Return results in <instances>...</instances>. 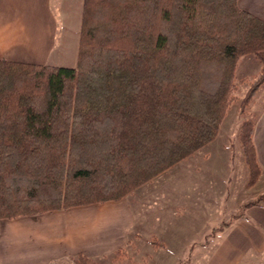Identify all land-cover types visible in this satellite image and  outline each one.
Masks as SVG:
<instances>
[{"label":"trees","instance_id":"16d2710c","mask_svg":"<svg viewBox=\"0 0 264 264\" xmlns=\"http://www.w3.org/2000/svg\"><path fill=\"white\" fill-rule=\"evenodd\" d=\"M249 53L242 114L264 84V19L239 0H83L75 66L0 59V218L120 200L185 159L217 136ZM255 124L239 132L248 186Z\"/></svg>","mask_w":264,"mask_h":264},{"label":"crops","instance_id":"0c3cea01","mask_svg":"<svg viewBox=\"0 0 264 264\" xmlns=\"http://www.w3.org/2000/svg\"><path fill=\"white\" fill-rule=\"evenodd\" d=\"M239 6L264 19V0H239ZM82 12L83 0H0V59L75 66ZM253 140L264 184V110L257 113ZM127 196L0 218V264H77L79 254L104 264V259H113L132 238L146 237L155 223L154 231L165 240L164 247L176 243L171 231L188 230L189 222L182 216L194 212L188 204L170 220L165 212L137 211ZM160 248L161 253L165 248ZM163 253L166 256L169 251ZM194 260L195 264H264V202L246 207L200 243L191 264Z\"/></svg>","mask_w":264,"mask_h":264},{"label":"rangeland","instance_id":"374dc122","mask_svg":"<svg viewBox=\"0 0 264 264\" xmlns=\"http://www.w3.org/2000/svg\"><path fill=\"white\" fill-rule=\"evenodd\" d=\"M260 69L261 62L254 54L242 56L235 71L239 82L238 100L228 109L217 136L127 196L137 211L153 209L156 213L165 212L170 220L188 204L194 211L188 216L186 212L182 213L189 222L188 230L171 231L169 234L176 243L164 247L165 240L154 231L155 223L150 227L151 230L146 231L149 232L146 237L132 238V242L124 247V258L115 255L113 259H104V264H155L162 257L157 264H191V261L187 262V257L196 254L197 246L208 241L212 237L209 235L211 232L221 225L226 226L245 203L264 192V184L260 179L262 168L255 182L248 186L250 171L239 138L242 121L247 117L256 119L257 113L264 110L263 84L248 107V113L240 112V100ZM242 78L246 80L241 81ZM165 197L168 198L167 202L162 200ZM175 236L178 237L175 239ZM152 238L155 243L151 242ZM193 243L194 252L190 254ZM160 247L166 249L162 250L165 253L168 250L169 254L163 256Z\"/></svg>","mask_w":264,"mask_h":264}]
</instances>
